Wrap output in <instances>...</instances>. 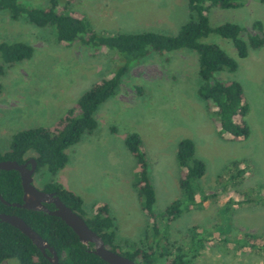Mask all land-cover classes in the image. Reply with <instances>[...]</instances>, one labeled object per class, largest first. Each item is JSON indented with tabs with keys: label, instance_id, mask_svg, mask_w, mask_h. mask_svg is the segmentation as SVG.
Returning <instances> with one entry per match:
<instances>
[{
	"label": "rangeland",
	"instance_id": "rangeland-1",
	"mask_svg": "<svg viewBox=\"0 0 264 264\" xmlns=\"http://www.w3.org/2000/svg\"><path fill=\"white\" fill-rule=\"evenodd\" d=\"M21 1L45 8L50 0ZM56 1V12L84 18L92 30L107 35L153 32L175 36L189 20L187 0ZM208 18L211 27L223 23L241 26V37L247 40L249 35L261 36L252 25L260 21L264 28V3L247 0L235 10L212 8ZM19 41L32 46L34 53L29 60L4 65L5 73L0 77L1 154L22 130L54 128L94 83L112 76L124 64L123 56L114 50L93 52L81 42L60 43L50 28L35 27L26 19L12 20L7 11L0 10V42ZM204 42L219 46L238 62L234 74L221 72L217 79L236 80L242 86L249 107L247 140L231 141L220 134L213 106L198 98L201 80L195 52H152L129 66L116 95L96 111V130L85 133L80 142L67 149L64 168L54 176L42 169L33 176V184L42 190L46 183L54 182L79 194L89 215L108 202L117 223L114 221L117 252H125L128 246L147 248L152 224L141 210L140 199L138 206L135 202L138 191L135 188L134 192L133 185L139 168L124 142L127 135L135 133L140 137L155 190L153 211L159 234L167 238L168 248L174 252L181 247L186 252L191 247L197 257L188 264H264V251L249 249L244 243L250 236L264 240V205L236 206L223 214L231 192L264 186V46L249 49L248 56L239 59L229 40L211 34ZM183 139L194 143L195 157L206 165L199 184L208 200L167 222L162 213L182 199L178 187L181 168L175 157ZM26 157L33 158L34 154ZM235 160L247 161L252 177L246 184L223 186L221 177ZM155 264H165L164 259Z\"/></svg>",
	"mask_w": 264,
	"mask_h": 264
},
{
	"label": "trees",
	"instance_id": "trees-1",
	"mask_svg": "<svg viewBox=\"0 0 264 264\" xmlns=\"http://www.w3.org/2000/svg\"><path fill=\"white\" fill-rule=\"evenodd\" d=\"M245 1L247 0H187L189 20L177 35L167 36L153 32L101 34L92 30L84 18L56 12L58 3L56 0H50L45 8H37L21 0H0V10L7 11L12 20L26 19L35 27L50 28L56 41L60 43L70 45L81 42L93 52L106 48L118 52L124 59V64L119 66L112 76L94 83L54 128L37 127L16 134L9 144L8 151L0 153V161H16L22 164L26 156L32 153L37 164L35 174L45 169L54 176L68 162L67 149L80 142L85 133L89 134L96 130L98 126L95 120L96 111L101 104L116 95L121 79L131 64L142 61L152 52L162 55L182 49L197 54L198 76L201 80L197 96L208 106H213L219 133L226 135L231 141L247 140L250 135L246 122L249 107L245 102L242 86L236 80L217 79L221 72L234 74L238 70V62L219 46L204 42L211 34L229 40L239 59H245L249 49L262 48L264 28L260 21H255L252 26L261 33V36L249 35L247 40L241 37L243 28L239 25L223 23L211 27L209 24L210 9L235 10L241 8ZM258 1L264 3V0ZM33 53V47L27 43L0 42V77L5 73L4 65L29 60ZM124 142L139 168L134 187L138 191L142 210L152 224L150 228L152 233L149 247L128 246L125 252L119 254L136 264H155L160 258L164 259L165 264H188L191 259L197 257L191 247L186 252L181 247L172 252L167 246V238L160 237L157 215L153 211L156 203L155 190L149 178L148 163L142 151L140 137L132 133L127 135ZM175 158L181 168L178 187L182 199L174 201L162 213L161 216L164 215L167 222L178 218L183 211L195 209L196 205H203L208 200L199 184L206 173V165L195 157L194 143L190 139L181 140ZM223 175L220 184L230 188L246 184L252 177L248 162L244 160L230 162ZM42 190L47 193L55 192L67 207L80 215L87 226L102 238L109 249L117 252L116 226L106 204L99 206L94 214L89 215L83 209L81 197L67 191L58 183L48 182ZM0 195L9 203L22 204L23 191L17 171L0 170ZM224 205V215L236 206L264 205V186L257 185L242 192L234 190L228 195ZM45 207L54 209L52 204H45ZM0 213L23 219L54 248L58 264H107L92 253V244H82L75 233L58 217L40 211L6 206L1 202ZM148 238L146 236V239ZM244 243L249 249L264 251V240L250 236L249 242ZM192 252L193 255L189 257ZM4 261H16L17 264H50L25 235L9 224L0 222V264Z\"/></svg>",
	"mask_w": 264,
	"mask_h": 264
},
{
	"label": "water",
	"instance_id": "water-1",
	"mask_svg": "<svg viewBox=\"0 0 264 264\" xmlns=\"http://www.w3.org/2000/svg\"><path fill=\"white\" fill-rule=\"evenodd\" d=\"M28 164H30V167H28ZM36 169L37 164L34 158L22 164L16 161H0V170H14L19 173L23 191L22 204L9 203L1 195L0 202L6 206L29 211H40L49 216L58 217L75 233L82 244H92V253L107 264H136L134 261L109 249L102 238L87 226L80 215L67 207L55 192L47 193L36 188L33 184V175ZM45 204H52L54 209H48ZM0 222L9 224L25 235L50 264H58V256L54 248L27 225L23 219L15 215L0 213Z\"/></svg>",
	"mask_w": 264,
	"mask_h": 264
},
{
	"label": "crops",
	"instance_id": "crops-1",
	"mask_svg": "<svg viewBox=\"0 0 264 264\" xmlns=\"http://www.w3.org/2000/svg\"><path fill=\"white\" fill-rule=\"evenodd\" d=\"M68 163V162H67ZM63 187V186H62ZM64 188V187H63ZM89 189H92L91 187H88ZM133 190H134V192L136 191V189H135V187H134V185H133ZM73 192V191H72ZM76 194V193H75ZM77 195H79V194H77ZM137 199H135V202H136V204H137V206H138V202H139V198H138V196L136 197ZM82 199V198H81ZM83 201V200H82ZM93 203H95V202H93ZM93 203H89V204H93ZM108 207H109V210H111V212H112V208H111V206L108 204V202H104ZM83 209H84V211L86 210V208H85V204H84V202H83ZM141 210H142V208H141ZM142 213H143V211H142ZM111 214H113V213H111ZM114 221H115V223H116V220L114 219ZM117 224V223H116Z\"/></svg>",
	"mask_w": 264,
	"mask_h": 264
},
{
	"label": "flooded vegetation",
	"instance_id": "flooded-vegetation-1",
	"mask_svg": "<svg viewBox=\"0 0 264 264\" xmlns=\"http://www.w3.org/2000/svg\"><path fill=\"white\" fill-rule=\"evenodd\" d=\"M30 159H32V158H27V157H26L25 162L29 161ZM25 162H24V163H25ZM28 167H30V164H28ZM34 175H35V174H34ZM34 175H33V176H34Z\"/></svg>",
	"mask_w": 264,
	"mask_h": 264
}]
</instances>
